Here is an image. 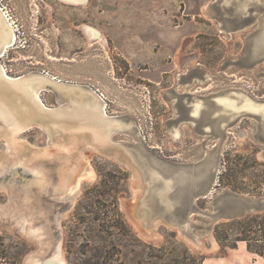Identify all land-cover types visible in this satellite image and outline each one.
Segmentation results:
<instances>
[{"label": "rangeland", "instance_id": "1", "mask_svg": "<svg viewBox=\"0 0 264 264\" xmlns=\"http://www.w3.org/2000/svg\"><path fill=\"white\" fill-rule=\"evenodd\" d=\"M0 5L15 21L17 35L0 57L7 72L46 71L102 93L107 114L125 126L111 133V141L134 152L133 145L142 143L156 156L178 163L213 153L220 137L199 131L180 111L211 93L215 99L239 94L264 106V60L252 67L242 64L247 34L258 27L263 10L256 15L249 9L247 14L254 20L235 26L226 19L230 14L224 9L231 4L224 0H0ZM87 28L98 31L104 43L89 40ZM188 93L193 99L186 103ZM49 95V90L40 92L46 105H56ZM260 98L263 101H255ZM222 126L214 193L264 195V146L251 134L253 121L234 114ZM16 135L34 147L47 148L46 137L36 125ZM3 144L0 136L2 151ZM85 151L84 166L89 164L96 176L82 182L72 202L55 201V195L37 190H13L11 182L18 185L26 177L16 169L1 173L0 264H29L31 258L44 255L45 244L20 227L32 211L41 209L51 217L55 212L47 209L65 213L58 225L52 222L51 231L61 238L66 264H202L209 257L225 264H264V211L220 220L211 227V239L203 238L201 249L165 222L157 223L152 236L144 235L124 204L133 202L140 190L131 169L107 155ZM155 172L144 173L147 186ZM143 194L138 191L139 198ZM212 200L213 194L195 200L197 210L188 216L190 230L197 236ZM38 215L36 226L42 223ZM48 251L45 255L53 252Z\"/></svg>", "mask_w": 264, "mask_h": 264}, {"label": "water", "instance_id": "2", "mask_svg": "<svg viewBox=\"0 0 264 264\" xmlns=\"http://www.w3.org/2000/svg\"><path fill=\"white\" fill-rule=\"evenodd\" d=\"M263 1L224 0V4H231L229 8L225 7L224 9L230 14L229 19H226L235 26L240 22L249 24L254 20V15H248V10L251 9L256 11V15L259 14L260 10L264 11ZM246 38L247 43L242 64L246 67H252L257 62L264 60V13L262 18H260L258 27L247 34ZM49 92L50 97L58 96L56 92L51 90ZM213 94L205 96V100L200 103L204 107L198 108L197 113L192 112L194 105L188 104L186 107L181 105L182 107L180 108L181 117L194 122L199 131H209L212 136L220 137V141L212 148L213 153L210 154L206 147H203V150L208 153L200 160L188 163L170 162L151 153L142 143L133 145L137 149V152H134L126 148L127 146L123 143H114L111 139L108 141L107 146L91 150L124 163L131 169L134 175L133 179L137 176L142 189L141 193L143 194L144 191L149 193V200H146L145 197H135L133 202L131 200L124 202L127 213L141 228L144 235L152 236V229L157 223L165 222L170 228L178 230L195 248L201 249L204 244L203 238L211 239V227L220 220L240 218L251 212L264 211V195L252 197L229 190H223L218 194L213 191L214 185H216L220 153L223 147L222 123L229 121L234 114H236V118L240 116L250 118L254 123L253 133L251 134L264 146V111L232 110L224 107L217 99L212 98ZM192 95V93H188L186 103L193 99ZM229 96H234V94ZM59 99L62 100L63 98L60 97ZM255 101H263V98ZM45 108L49 110L55 107L45 104ZM22 117V110L16 105L14 118L22 119ZM6 125H12V120L10 119L7 124H2L3 129L7 128ZM32 125H36L41 129L47 140V148L50 149L52 143L57 140L56 137L41 127V121L25 122L22 127L24 129ZM205 125H209L208 129L201 130L199 128L200 126L205 127ZM82 142L76 145L77 150H83ZM262 155L264 158V148ZM87 157L86 151L81 154L76 152L71 157L61 153L56 154L49 162H28L27 155H21L18 159L9 160L0 150V178L3 171L20 170L26 179L19 181L18 185H16L15 181L11 182L13 190L31 192L39 188L38 190L41 194L52 195L61 187L63 177L59 176V172L63 170L66 175L70 171L72 164L74 165L77 161H84ZM62 166H64L63 169ZM150 169H154L156 174L153 175L154 181H149L150 186H147L145 180L148 175L144 173ZM133 183H135V180ZM0 186L2 185L0 184ZM153 186L161 187L162 190L160 192L156 190L150 191L149 188ZM209 194H213L211 208L205 214L207 217L205 226L201 229L200 235L197 236L194 234V229L190 230L192 223L188 220V216L197 210L195 200L207 197ZM56 204L54 203V205ZM156 211L161 212L155 215ZM169 215H174V217ZM165 216H169V218L166 220ZM181 221H183V224H180ZM43 264H51V262L46 259Z\"/></svg>", "mask_w": 264, "mask_h": 264}, {"label": "bare ground", "instance_id": "3", "mask_svg": "<svg viewBox=\"0 0 264 264\" xmlns=\"http://www.w3.org/2000/svg\"><path fill=\"white\" fill-rule=\"evenodd\" d=\"M65 1L80 3L84 0ZM14 23L15 21L8 11L3 5H0V56L17 38ZM86 33L89 40L98 39L104 43V39L98 31L87 28ZM43 89L57 93L58 96L54 97L55 108L46 110L45 104L40 98V92ZM60 97L63 99H59ZM230 97L232 96H220L217 101L232 110L264 111V106H256L248 97L235 94L236 101L230 100ZM238 103H241V105L238 106ZM16 105L22 110V119L14 118ZM200 106V102L195 104L193 112L197 113ZM113 118L106 112V102L103 94L97 93L88 86L62 81V79L46 71L10 75L4 65L0 63V136L4 139L2 152L9 160L27 155L28 162L45 163L51 161L56 154L62 153L71 157L76 152L81 154L82 152L85 153L87 149L95 150L99 147H105L111 139V133L121 131L125 127L121 122L114 121ZM10 119L12 125H6L7 128L3 129L2 124H7ZM32 121H41V127L56 137L57 140L52 143L50 149L45 148L43 150L17 138L16 133L22 131V125L25 122ZM80 142L83 143V150H77L76 148V145ZM85 163H87V159L72 164L66 175L63 170L59 172V176L63 179L61 178V187L52 194L55 195L53 200L72 202L82 182H90L95 179L96 174L93 168L89 164L84 166ZM153 175L150 174L149 176L152 181H154ZM134 180L135 183H139L137 176ZM38 189L36 188L33 191L37 190L40 193ZM139 189L142 191L141 186ZM140 190L136 191L135 197H139L138 191L141 192ZM33 191L22 193H32ZM144 197L146 200L150 199L147 191H144ZM35 199L39 202L42 200L36 195ZM47 210L52 213L55 212V215L53 217L46 216L42 209L38 212L32 211L30 216L24 219L27 223L20 224L23 230L27 228V232L31 237L37 238L45 244L44 255L48 250L53 251L51 255L31 258L29 264H43L46 259H49L51 264H66L60 251L61 238L55 237L51 231L52 222L58 225L60 218L65 213L52 209ZM36 213H39L38 217L41 218L40 222H42L38 226L34 222Z\"/></svg>", "mask_w": 264, "mask_h": 264}, {"label": "crops", "instance_id": "4", "mask_svg": "<svg viewBox=\"0 0 264 264\" xmlns=\"http://www.w3.org/2000/svg\"><path fill=\"white\" fill-rule=\"evenodd\" d=\"M202 264H225V263H222L221 261H219L217 259H212L209 257V258H204Z\"/></svg>", "mask_w": 264, "mask_h": 264}, {"label": "trees", "instance_id": "5", "mask_svg": "<svg viewBox=\"0 0 264 264\" xmlns=\"http://www.w3.org/2000/svg\"><path fill=\"white\" fill-rule=\"evenodd\" d=\"M244 240H247L246 238H244Z\"/></svg>", "mask_w": 264, "mask_h": 264}]
</instances>
